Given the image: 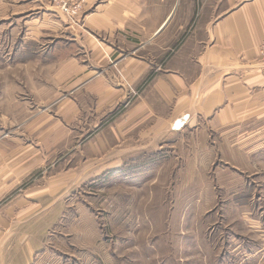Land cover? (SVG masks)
Segmentation results:
<instances>
[{
    "label": "rangeland",
    "instance_id": "1",
    "mask_svg": "<svg viewBox=\"0 0 264 264\" xmlns=\"http://www.w3.org/2000/svg\"><path fill=\"white\" fill-rule=\"evenodd\" d=\"M48 6L0 0V166L17 136L36 135L41 157L0 193V264H264V173L236 175L217 147L194 156L187 143L140 148L154 163H119L129 148L112 146L113 114L94 103L87 114L59 67L17 63L23 22L39 24ZM53 39L42 36V57ZM246 184L250 204L234 205Z\"/></svg>",
    "mask_w": 264,
    "mask_h": 264
},
{
    "label": "crops",
    "instance_id": "2",
    "mask_svg": "<svg viewBox=\"0 0 264 264\" xmlns=\"http://www.w3.org/2000/svg\"><path fill=\"white\" fill-rule=\"evenodd\" d=\"M85 3L74 20L53 6L45 8L39 24L30 19L34 27L25 20L17 63L59 67L55 77L79 83L68 93L81 94L87 114H93L88 103L97 115L113 114L112 146L117 153L129 148L119 163L131 157V163H154L158 158L140 148L187 143L194 156L204 154L196 146L217 147L213 155L221 154L219 161L236 175L264 173V63L258 53L264 0ZM48 33L54 39L42 57L39 45ZM17 137L11 140L15 152L0 166V193L41 166L40 152L32 147L38 142ZM246 188L253 194L254 186L246 184L242 192Z\"/></svg>",
    "mask_w": 264,
    "mask_h": 264
},
{
    "label": "built area",
    "instance_id": "3",
    "mask_svg": "<svg viewBox=\"0 0 264 264\" xmlns=\"http://www.w3.org/2000/svg\"><path fill=\"white\" fill-rule=\"evenodd\" d=\"M51 4L58 11L64 13L69 19L74 20L85 6V0H50ZM259 56L264 63V41L259 46Z\"/></svg>",
    "mask_w": 264,
    "mask_h": 264
},
{
    "label": "trees",
    "instance_id": "4",
    "mask_svg": "<svg viewBox=\"0 0 264 264\" xmlns=\"http://www.w3.org/2000/svg\"><path fill=\"white\" fill-rule=\"evenodd\" d=\"M31 57H35L33 54ZM252 188H246L238 197L235 198L236 202L241 206H246L249 204L250 199L252 198Z\"/></svg>",
    "mask_w": 264,
    "mask_h": 264
},
{
    "label": "water",
    "instance_id": "5",
    "mask_svg": "<svg viewBox=\"0 0 264 264\" xmlns=\"http://www.w3.org/2000/svg\"><path fill=\"white\" fill-rule=\"evenodd\" d=\"M185 119L186 118L184 117L183 119H180V120L176 121L174 123V125H173V129L174 130H178L182 126V124H183V122H184Z\"/></svg>",
    "mask_w": 264,
    "mask_h": 264
}]
</instances>
